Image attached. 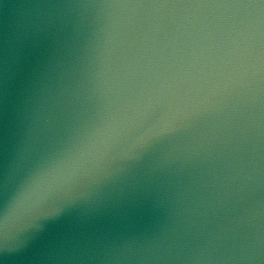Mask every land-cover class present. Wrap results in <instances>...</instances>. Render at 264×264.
I'll return each mask as SVG.
<instances>
[{
    "label": "water",
    "instance_id": "obj_1",
    "mask_svg": "<svg viewBox=\"0 0 264 264\" xmlns=\"http://www.w3.org/2000/svg\"><path fill=\"white\" fill-rule=\"evenodd\" d=\"M0 264H264V0H0Z\"/></svg>",
    "mask_w": 264,
    "mask_h": 264
}]
</instances>
